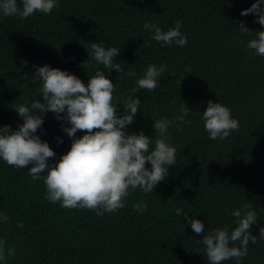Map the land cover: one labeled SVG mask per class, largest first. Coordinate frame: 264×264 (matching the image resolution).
Returning <instances> with one entry per match:
<instances>
[{"label":"trees","instance_id":"16d2710c","mask_svg":"<svg viewBox=\"0 0 264 264\" xmlns=\"http://www.w3.org/2000/svg\"><path fill=\"white\" fill-rule=\"evenodd\" d=\"M255 2L58 0L48 15L37 12L21 20L0 13V127L17 130L23 124L15 105L27 101L30 107L38 99L43 103L38 93L42 81L32 83L36 67L67 71L87 85L97 67L103 70L89 59L90 43H101L120 49L115 60L124 72L105 70L115 84L113 103L128 94L141 101L125 132L143 131L154 140V121L168 118L174 121L169 142L177 148L176 163L154 192L130 191L124 208L103 216L52 204L45 198L43 179L33 181L29 175L31 164L17 169L0 160V214L9 217L0 223V240L6 242V253L9 247L15 250L0 264H208L204 246L196 242L203 236L191 229L188 219L200 220L205 233L225 226L231 230V212L244 203L258 213L251 233L259 236L264 227V56L248 49L247 43L264 26L254 22V13L241 15ZM177 20L188 39L184 47L158 43L143 28L148 22L167 31ZM240 23L249 29L247 34H242ZM150 64H167L160 87L131 93ZM129 70L136 75L128 76ZM208 101L227 106L239 122V130L225 140L209 139L204 129L201 117ZM184 107L191 124H182L180 132L175 117ZM123 114L118 103L117 115ZM42 118L34 135L55 152L48 160L51 166L70 150L73 138L63 131L70 124L54 113ZM84 134L78 130L74 138ZM138 201L148 205L142 214L133 211ZM177 209L188 217L177 215ZM239 264H264V240L250 241Z\"/></svg>","mask_w":264,"mask_h":264},{"label":"clouds","instance_id":"9594fccd","mask_svg":"<svg viewBox=\"0 0 264 264\" xmlns=\"http://www.w3.org/2000/svg\"><path fill=\"white\" fill-rule=\"evenodd\" d=\"M58 5V0H0V13L5 17H18L23 20L39 12L50 14ZM256 14L254 22L264 26V7L261 0H256L250 8L241 12L242 16ZM181 21L164 31L156 23L145 22L143 28L151 33V39L163 42L164 45L184 47L188 43L187 36L181 32ZM242 34L249 29L240 23ZM143 46H147L145 43ZM247 48L254 50L258 56H264V31H257L256 38L250 39ZM89 59L102 65L97 67L95 74L85 85L76 75L69 74L48 65L36 67L32 83L42 81L38 93L42 94L43 103L38 99L29 107L27 101L13 108L23 118V124L17 130L10 126L0 127V160L7 165L29 169L33 181L43 179L46 188V200L52 204L59 203L65 209H85L95 211L97 216L114 213L126 206L130 191L141 190L152 193L159 182L169 175L170 166L176 163L177 148L169 141V127L174 123L168 118L154 121L155 139L149 138L141 131L139 134H127L126 126L134 122V116L139 110L141 101L132 95H127L118 103L123 106L124 113L117 115L115 84L105 75L115 70L123 73L121 63L115 58L119 54L116 47H104L101 43H90ZM86 62V61H85ZM85 62L82 67H85ZM167 70V64H150L143 75L135 81L136 86L131 93L139 90L155 91L160 87L159 78ZM191 72L190 68L185 69ZM135 76L134 70L126 73ZM24 79H27L25 74ZM182 115L175 117L176 130L183 132L185 120L190 113L187 107L182 108ZM39 112L40 114H37ZM48 112L55 114L57 120H64L70 127L63 131L72 139L70 150L61 156L54 165H49V158L55 157V152L47 142L34 135L43 124L42 115ZM61 113L66 115L61 116ZM204 129L209 139L225 140L234 131L239 130L238 120L232 118L231 110L221 103L207 102V108L202 113ZM85 134L74 138L77 131ZM58 143H62L59 141ZM154 143V148L151 147ZM151 165L150 168L146 164ZM47 173L42 175V173ZM148 210V205L138 201L133 211L141 214ZM177 215L188 217V213L176 210ZM231 215L235 218L234 227L215 228L204 232V224L195 218L188 219L191 229L202 235L197 243L204 246L208 264H224L225 261L235 260L237 264L248 254V246L264 240V227L259 229V236L251 233V226L258 220V213L251 203H244L234 209ZM9 217L0 214V223H6ZM17 226L23 228V223ZM6 242L0 240V262L6 261L7 256L15 253L14 248L5 251ZM238 245V246H237Z\"/></svg>","mask_w":264,"mask_h":264}]
</instances>
